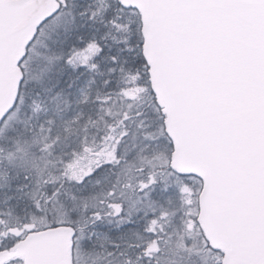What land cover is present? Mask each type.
Wrapping results in <instances>:
<instances>
[{
	"label": "snow or ice",
	"instance_id": "6c2138e0",
	"mask_svg": "<svg viewBox=\"0 0 264 264\" xmlns=\"http://www.w3.org/2000/svg\"><path fill=\"white\" fill-rule=\"evenodd\" d=\"M0 264H264V0H0Z\"/></svg>",
	"mask_w": 264,
	"mask_h": 264
}]
</instances>
